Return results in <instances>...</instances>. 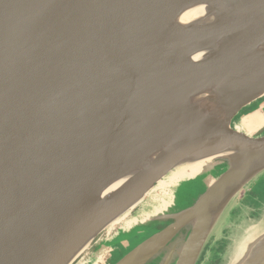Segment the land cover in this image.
I'll list each match as a JSON object with an SVG mask.
<instances>
[{"label":"water","instance_id":"1","mask_svg":"<svg viewBox=\"0 0 264 264\" xmlns=\"http://www.w3.org/2000/svg\"><path fill=\"white\" fill-rule=\"evenodd\" d=\"M195 162L118 234L174 222L115 264H194L264 172V0H0V264H73ZM202 178L174 211L176 187ZM256 210L222 264H264Z\"/></svg>","mask_w":264,"mask_h":264},{"label":"rangeland","instance_id":"2","mask_svg":"<svg viewBox=\"0 0 264 264\" xmlns=\"http://www.w3.org/2000/svg\"><path fill=\"white\" fill-rule=\"evenodd\" d=\"M263 101H257V102H254V103H251L247 106H244L237 114L236 116L234 117L233 119V122H237L239 121V119L241 118L242 114L245 113L247 114L248 112L254 110L255 108H257V106H259ZM225 167V162H221V163H218L217 166H215V168L212 170L211 174L213 175H217L218 173L222 172V170L224 169ZM204 179H195V180H191V181H184L182 183H180L176 189H175V195H176V204L174 206V208H172L174 211H177V210H180L182 209L183 207H186L188 205H190L192 203V201L194 200V198L196 196H198V194L200 192L203 191L204 189ZM250 189H253V192L254 193H257V194H261L260 196V202L258 204H260L262 201H264V172H262L259 176H257L255 179H253L249 184H248V187L247 189L245 190V192L239 196L237 199H236V204L240 207H242V209L244 211L247 212V209H249L250 207H243L245 205H243L240 201V198L247 192L249 191ZM158 191H156L155 193H157ZM171 193V191H168V193H166L165 195ZM163 193H161L160 196H155L153 195L152 197L149 196V198H146L145 201L143 202L142 205L138 206L135 210L133 214V216H130L128 219L127 216L124 220H122V222H120L118 225L121 227V229H127L128 227H130L132 224H134L135 222L137 221H140V220H143L144 218H147L148 216H150L151 214L153 213H156V208L154 209H151L149 211H147L148 209H150V204L151 203V200L155 199L158 203V201L160 199H162L164 196H165ZM155 196V197H154ZM151 199V200H150ZM164 199H162L160 202H162ZM156 203V204H157ZM155 204V205H156ZM163 204V203H162ZM235 205L233 207V209L237 206ZM162 208V207H161ZM159 209V208H158ZM232 209V210H233ZM144 210L143 212H141L139 215H135L136 213L140 212ZM232 210L230 211V214L229 216L224 219L220 225V229H219V232L218 233H214V235H216L218 237V235L221 233L222 231V226L223 224H226V226L228 227V230L229 232L227 233V235H225V239L227 240V244H226V249L225 251L223 252V254L221 255V257L213 264H222L223 263V259H224V255L226 253V251L228 250L230 244H231V241H232V238L237 230V228L242 224V222L246 219V218H243L241 219L238 223L234 222L231 220V212ZM161 211V210H160ZM257 215V210H255V216ZM254 216V217H255ZM247 220V219H246ZM218 229V228H217ZM146 231V230H145ZM145 231H142L140 233H137V229H134L132 230V232L130 233H124V232H121L119 234H117L115 237H113V240L111 239L110 241H108L107 243L108 244H111V245H116L115 248H117L116 250H114L112 253H113V258H116L117 256L120 255V253H123V252H127L128 250H130L132 247H134L136 244H138L140 241H142V239L144 237L147 236V233ZM126 244V246H125ZM120 245V246H119ZM90 248H87L78 258H77V262L75 261L73 264H84L85 261H83V258L84 257H87V254L86 252H89ZM119 250L120 252L118 253ZM86 254V255H85ZM89 254V253H88ZM82 255H85L81 260L80 258L82 257ZM207 256L208 258L210 257V251H208L207 253ZM158 258V261L159 260V257ZM157 258L155 259H152V261H156ZM207 258V259H208ZM158 264V262L156 263Z\"/></svg>","mask_w":264,"mask_h":264},{"label":"flooded vegetation","instance_id":"3","mask_svg":"<svg viewBox=\"0 0 264 264\" xmlns=\"http://www.w3.org/2000/svg\"><path fill=\"white\" fill-rule=\"evenodd\" d=\"M262 193L257 194L253 192V189H250L247 191L241 198L240 201L243 205V207H250L247 209V212L242 209L240 206H236L232 212H231V220L238 223L241 219L246 218L250 219L255 216V210L260 202V196ZM172 195L171 193L165 195L162 199H164L162 202H160L162 199L158 201V203L153 205V208H156V212H160V210H163L166 206H168L171 203ZM163 203V204H162ZM162 207V208H161ZM159 208V209H158ZM130 216L127 217V219ZM122 222V221H121ZM173 219H164V220H156L150 223H147L142 226H136L132 230L137 229V233H140L141 230L145 231L147 233V236L142 239H147L150 235L153 233L167 227L169 224L173 223ZM123 230L119 225L115 226L113 230H102L92 241L90 246L89 252H86L87 257H84L85 255H82L80 260L83 258V261H85L84 264H115L118 260H120L126 252L120 253L119 256L116 258H113V251L117 248L116 245L108 244L107 242L111 239L113 240V237H115L118 234V231ZM186 229H181L179 232V236H184L186 234ZM229 232L228 227L226 224H223L222 231L218 235H212L209 240L207 241L205 247L201 250V253L199 254V257L195 261L194 264H213L215 263L223 254V252L226 249L227 240L225 239V235ZM120 246V245H119ZM126 246V244H125ZM118 253L120 252L117 250ZM210 251V257L208 258L207 253ZM89 253V254H88ZM208 258V259H207ZM77 262V261H76ZM156 261H149L146 264H156Z\"/></svg>","mask_w":264,"mask_h":264},{"label":"bare ground","instance_id":"4","mask_svg":"<svg viewBox=\"0 0 264 264\" xmlns=\"http://www.w3.org/2000/svg\"><path fill=\"white\" fill-rule=\"evenodd\" d=\"M201 165H202V162H195V163L190 164L189 166L178 168L177 170L170 173L166 178L159 180L148 194H150L151 197L153 195L160 196L161 193H163L165 195L166 193H168V191H170L169 186L173 185L177 180H179V178L183 177L184 175L195 174L196 172H198L200 170ZM156 191H158V192L155 193ZM152 192H154V193L152 194ZM127 216H128V213H125V214L121 215L120 217H118L115 221H113L110 224L111 225H113V224L118 225ZM110 228H108V230Z\"/></svg>","mask_w":264,"mask_h":264}]
</instances>
